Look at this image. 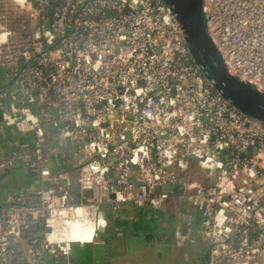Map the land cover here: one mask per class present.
<instances>
[{"label":"built area","instance_id":"obj_1","mask_svg":"<svg viewBox=\"0 0 264 264\" xmlns=\"http://www.w3.org/2000/svg\"><path fill=\"white\" fill-rule=\"evenodd\" d=\"M204 11L229 72L264 93V0ZM0 121L21 139L0 174L39 185L0 207V264L69 261L79 212L162 208L168 186L200 213L208 264H264V123L207 81L163 0H0ZM196 166L209 182L182 179Z\"/></svg>","mask_w":264,"mask_h":264},{"label":"crops","instance_id":"obj_2","mask_svg":"<svg viewBox=\"0 0 264 264\" xmlns=\"http://www.w3.org/2000/svg\"><path fill=\"white\" fill-rule=\"evenodd\" d=\"M20 140L0 121V149L13 151ZM182 179L209 182L197 166ZM37 189L36 179L23 170L0 174V207L12 194ZM178 190L158 209L122 205L79 212L77 222L64 226L63 232L75 244L72 258L44 257L38 264H208L210 247L199 233L200 215L188 201H181Z\"/></svg>","mask_w":264,"mask_h":264},{"label":"water","instance_id":"obj_3","mask_svg":"<svg viewBox=\"0 0 264 264\" xmlns=\"http://www.w3.org/2000/svg\"><path fill=\"white\" fill-rule=\"evenodd\" d=\"M163 2L179 23L194 63L201 69L212 87L244 115L264 123V93L229 72L222 54L208 33L204 0ZM174 188L175 186H168L166 190L174 196ZM178 193L183 195L182 186ZM181 201L186 202V199L183 198ZM27 233L25 230L24 235L27 236Z\"/></svg>","mask_w":264,"mask_h":264},{"label":"trees","instance_id":"obj_4","mask_svg":"<svg viewBox=\"0 0 264 264\" xmlns=\"http://www.w3.org/2000/svg\"><path fill=\"white\" fill-rule=\"evenodd\" d=\"M77 192H78V187H77V185L75 186V188H74V194H75V196L77 197ZM79 193V192H78Z\"/></svg>","mask_w":264,"mask_h":264}]
</instances>
